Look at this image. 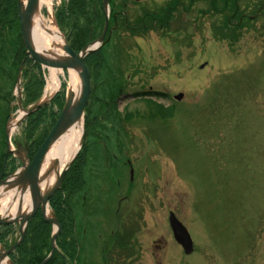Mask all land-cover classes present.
I'll return each instance as SVG.
<instances>
[{"label": "rangeland", "instance_id": "rangeland-1", "mask_svg": "<svg viewBox=\"0 0 264 264\" xmlns=\"http://www.w3.org/2000/svg\"><path fill=\"white\" fill-rule=\"evenodd\" d=\"M75 1L54 0L43 16L71 47V27L88 30L74 40L77 54L100 46L86 57L82 151L47 204L60 231L42 211L24 230L0 227L1 249H14L7 264H264V0H78L86 16ZM8 2L10 11L0 0L5 185L26 155L33 162L71 94L64 72L46 95L51 73L29 55L24 6ZM55 96L8 143L22 113ZM171 214L193 255L176 242Z\"/></svg>", "mask_w": 264, "mask_h": 264}, {"label": "bare ground", "instance_id": "bare-ground-1", "mask_svg": "<svg viewBox=\"0 0 264 264\" xmlns=\"http://www.w3.org/2000/svg\"><path fill=\"white\" fill-rule=\"evenodd\" d=\"M53 1L54 0H38L36 4H34L28 21V32L36 51L47 60L57 62L69 60L70 58H68L64 52L66 42L60 30L53 21L47 22L43 16V10L45 8L50 11V14L53 13ZM21 2L25 9H27L30 6L31 0H21ZM2 8L3 5H0V16H3V14H1ZM43 67L49 69L51 73L46 95L51 93L55 94L56 91L61 88L59 73L64 74V72H67L70 80V91L74 94L76 101L79 99L85 87L82 74L73 69L66 71L62 68L51 66L44 65ZM25 115V113H22L19 120L11 125L10 138L23 121ZM83 133L84 121L82 120L66 131L50 150L37 177V185L39 186L41 198H45L49 195V190L53 189L62 171L77 155L81 147ZM24 159L26 160L25 168L13 178V183H10L8 187L0 188V219L11 220L18 217H25L32 214L34 211L33 207L35 205L36 193L34 184L36 180H32L31 182L26 181L25 174L31 164L27 155ZM56 162L59 164L56 165ZM39 211H42V209L40 210L39 208L36 213ZM47 214L53 216L50 213ZM58 227L59 226H55V229ZM0 263H9V261L7 262V259L3 260L0 258Z\"/></svg>", "mask_w": 264, "mask_h": 264}, {"label": "water", "instance_id": "water-1", "mask_svg": "<svg viewBox=\"0 0 264 264\" xmlns=\"http://www.w3.org/2000/svg\"><path fill=\"white\" fill-rule=\"evenodd\" d=\"M38 0H31L30 2V6L25 9V7L23 9H21V13H20V17H21V23H22V32H23V37L25 40V43L28 47L29 50V55L31 56V58L33 60H35L37 63H39L40 65H45V66H51V67H56V68H62L64 70H69V69H73L76 70L78 73L82 74L83 77V81L85 83V87L84 90L82 92V94L80 95L79 99L76 101V98L74 97V94L71 93L69 98L67 99V103L65 105V109L62 113V115L60 116L55 128L53 129V131L50 133V135L48 136V138L46 139V141L44 142V144L42 145L41 149L39 150L37 156L35 157V159L33 160V162L31 163V165L28 167L26 174H25V179L26 181L31 182L32 180H36L34 186H35V201H34V211L32 213L31 216H25V217H18L16 219H0V226H5V225H10V224H15V223H20L21 221H23V225L22 226H26L28 221L31 220L35 214L36 211L40 208V205H43L42 207V211H43V217L45 218V220L50 221V219L48 220L47 218V204L49 202V200L52 198V196H54L56 194V192L60 189L63 180L69 170V168L71 167L72 163L74 162V160L65 168V170L62 172V174L59 176V179L56 183V185L53 187V189L50 191L49 195H47L45 198H41L40 196V191L38 190V185H37V177L39 175L40 169L43 165V163L45 162L47 155L49 154L50 150L52 149V147L54 146V144L63 136V134L68 131L72 126H74L75 124L79 123L80 121L84 120L85 118V111H86V107L88 104V101L90 99V95H91V77H90V72L87 68V66L85 65V59L86 57L91 54L92 52H95L99 49L100 46H98L97 43H95L93 46H88V48H86L84 51H82L80 54H77L70 45H66L64 51L65 53H67L69 55V60H61V61H57V62H53V61H49L47 60L45 57H43L42 55H40L32 42V39L30 37V34L28 32V21H29V17H30V13H31V9L34 6V4H36ZM204 67H202L203 69ZM184 95H180L179 97H177L176 99L178 101L183 100ZM44 105H39L34 107L33 109H31L28 113H26L28 115H32L33 113H35L36 111H38L39 109H41ZM8 143H10V136L8 137ZM84 142V139L81 140V147L79 152L81 151L82 148V144ZM109 158H110V164L112 163L111 161V154L109 153V151L107 150ZM77 154V155H78ZM77 157V156H76ZM56 165H58V163L56 162ZM9 184L5 185V184H1L0 183V188H4V187H8ZM53 221V220H52ZM50 221V222H52ZM55 224V226H59L58 227V231H60V225L58 223L57 220L54 219L53 221ZM170 224H171V228L174 232V236L176 241L178 242V244H180L184 249H185V253L187 255H192L194 252V243L193 240L188 232V230L183 226V224L178 220V218L176 217L175 214H171L170 216ZM57 236V235H56ZM56 236L53 238V244H55V238ZM14 252V249H12L11 251H5L4 249L0 250V258L5 260L8 255H10L11 253ZM0 264H7V263H0ZM14 264V263H11Z\"/></svg>", "mask_w": 264, "mask_h": 264}, {"label": "trees", "instance_id": "trees-1", "mask_svg": "<svg viewBox=\"0 0 264 264\" xmlns=\"http://www.w3.org/2000/svg\"><path fill=\"white\" fill-rule=\"evenodd\" d=\"M7 1V5H5V7H6V9H8L9 11H10V7L8 6V0H6ZM11 2V1H10ZM81 2V1H80ZM12 2H11V6H12ZM75 4H77V5H79L80 7H78V10H81L80 11V15L81 16H86V15H88V13H84L83 11H84V5L83 4H80L79 3V1L77 0V1H75ZM70 7L69 8H71V12H73L74 11V9H73V7H74V3H73V5L71 6V5H69ZM71 12H70V10L68 9L67 11H66V13L68 14V15H71ZM63 18V20L65 21V22H67V24H66V26L68 25V23H71V21H70V19H72V17H68V16H64V17H62ZM67 19L69 20V21H67ZM88 22V21H87ZM71 29H72V31H71V34H70V40H71V43H72V47L75 49V50H77V44H76V42L74 41L75 39H76V37L78 36V39L77 40H80V42H83V40H86L87 38H88V30L87 29H85V28H79V29H74L73 27H71ZM79 47V46H78ZM59 98H60V96L59 97H57L56 99H55V101H54V104L56 105L57 104V102H59ZM54 105V106H55ZM60 108H61V106H60ZM53 109V107H47V108H45V109H43L42 111H39L38 113H36L33 117H32V119H31V121L33 120V119H35L36 121L37 120H39V119H37V116L39 115V114H41V112H45V111H51ZM39 117V116H38ZM38 122V121H37ZM57 122V121H56ZM29 123V122H28ZM54 125H56V123L54 124ZM63 190V189H62ZM61 190V191H62Z\"/></svg>", "mask_w": 264, "mask_h": 264}, {"label": "flooded vegetation", "instance_id": "flooded-vegetation-1", "mask_svg": "<svg viewBox=\"0 0 264 264\" xmlns=\"http://www.w3.org/2000/svg\"><path fill=\"white\" fill-rule=\"evenodd\" d=\"M116 17H117V16H116ZM116 26H117V27H121L120 23H119V24H116ZM117 27H116L115 31L117 30ZM115 31H113V33H114ZM85 63H86V66H87V68H88V58H86V62H85ZM57 97H58V96H55V97H54V99H53V101H52L50 107H54V105H55V104H54V101H55V99H56ZM132 181H133V180H132ZM54 198H56V197H54ZM52 199H53V198H52ZM52 199L50 200V203L52 202ZM40 215H41V212H38V213L36 214V217H39ZM36 217H35V218H36ZM34 221H35V219H34L32 222H34ZM32 222H31V223H32Z\"/></svg>", "mask_w": 264, "mask_h": 264}]
</instances>
